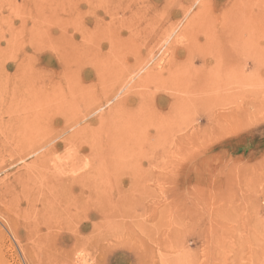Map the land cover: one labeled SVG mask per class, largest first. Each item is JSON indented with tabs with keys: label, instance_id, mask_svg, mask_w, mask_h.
Wrapping results in <instances>:
<instances>
[{
	"label": "rangeland",
	"instance_id": "374dc122",
	"mask_svg": "<svg viewBox=\"0 0 264 264\" xmlns=\"http://www.w3.org/2000/svg\"><path fill=\"white\" fill-rule=\"evenodd\" d=\"M40 1L0 0V264H264V110L231 95L264 89V0H133L129 34L123 2L97 9L104 36L129 38L111 52L113 87L92 69L56 84L57 55L35 47L69 28L68 3L47 25L58 6ZM87 1L72 8L92 31ZM120 87L129 114L108 112Z\"/></svg>",
	"mask_w": 264,
	"mask_h": 264
},
{
	"label": "bare ground",
	"instance_id": "6f19581e",
	"mask_svg": "<svg viewBox=\"0 0 264 264\" xmlns=\"http://www.w3.org/2000/svg\"><path fill=\"white\" fill-rule=\"evenodd\" d=\"M25 1V0H24ZM45 1V0H44ZM43 1V2H44ZM51 1H53L55 4H57V8H55V9H50V8H48V9H50L51 11H49V12H47L48 14H49V16L48 17H46L45 19H44V23H45V21H46V23H47V25L49 24V22H51V20L50 19H52V23H53V20H55L56 19V16H57V10H65V7H66V5L67 4H65V3H68V7H66V8H68L69 9V17H68V19H65L64 17H61V15H60V21H59V18H58V20H56V21H59V23H63V25H64V23L66 24V26L67 27H69L70 29H72V35H69V28H67V30L66 31H64L63 29V27H61V26H59V29H60V27H61V29L60 30H63L62 32H61V34H62V36L60 37V38H55V39H53V40H50V39H48L47 41H45V42H43V40L41 39V37H40V42H38L37 43V45H36V49H39V48H41V49H44V50H50V52L52 51L55 55H57V60H58V62H59V64L60 65H62V67L63 68H61L62 69V71H61V73L60 74H62L61 75V79L56 83V84H58L59 82H69L70 84H76V85H80V83H82V80L83 79H86L87 78V76H89L90 75V71L89 70H94L95 71V73H96V76H97V78L100 80L101 79V81L102 82H110V84L109 83H107V85L109 84V85H111V87H113L114 86V81H115V74L117 75V73H118V71L117 70H119L118 68L116 69L115 68V63H113V62H111L112 61V59H113V57H111V52H112V49H114L115 47H121V45L122 44H125L124 42H127V43H129V38H127L128 39V41L127 40H125V39H121V37H118V36H116V35H114V36H111L110 37V35L108 34V35H103L104 33H102V27H103V20H101V19H98L97 18V9H99V8H101L102 9V7H104V5H105V7L104 8H106V6L108 7L109 5H111V4H113V1L114 0H91V3H88V1L87 0H85V1H87V9L85 8V10H87L86 11V13L88 14V15H91V16H93V21H94V24H95V26H94V29L92 30V31H89L88 29H86L85 28V25H84V21H82L81 20V16H83L84 14H85V12L83 13V14H81V13H76L75 11H79V9L78 8H76L75 10H73V8H72V3H74L73 2V0H51ZM119 1H121V2H123L124 4H125V12H123V14H122V18H121V20H120V22H121V25H123V29L121 30V27H120V30H121V32L122 31H125L126 33H128L129 34V3L130 4H132V5H134L135 4V1H133V0H119ZM149 0H144V2H148ZM153 1H156L157 3L159 2V1H163V4L164 5H167L168 3H169V1L170 0H153ZM188 1V0H187ZM192 1H194V0H189L188 1V3H190V4H193L192 3ZM46 2V1H45ZM75 2H78V1H75ZM137 2H138V0H137ZM137 2H136V4H137ZM174 2V1H173ZM172 2V3H173ZM185 2H186V0H185ZM207 2V1H206ZM38 3H39V5L42 3V1H40V0H38ZM37 3V4H38ZM80 3V2H79ZM78 3V4H79ZM82 3V2H81ZM80 3V4H81ZM120 3V2H119ZM204 3V2H203ZM34 4V3H33ZM32 4V5H33ZM86 4V3H85ZM142 4H143V0L140 2V4H139V6L140 7H142ZM179 4H180V2H179ZM182 4H184V3H182ZM182 4H180V5H182ZM201 4H202V2H201ZM62 5V6H61ZM75 5V4H74ZM169 5V4H168ZM171 5V4H170ZM185 5V4H184ZM241 5V4H240ZM36 6V5H35ZM86 6V5H85ZM118 6V5H117ZM34 7V6H33ZM55 7V6H54ZM137 7V6H136ZM135 7V8H136ZM232 7V6H231ZM236 8H237V6H236ZM34 9H35V7H34ZM43 9H44V7H43ZM139 9V8H138ZM168 9V8H167ZM174 9V8H173ZM84 10V9H83ZM109 10V9H108ZM137 10V9H136ZM181 10V9H180ZM38 11V10H37ZM73 11V12H72ZM131 11V10H130ZM140 11V10H139ZM185 11V10H184ZM63 12V11H62ZM61 12V13H62ZM108 12V11H107ZM114 12V11H113ZM113 12H111V13H113ZM145 12V11H144ZM169 12V11H168ZM240 12V11H239ZM36 13V12H35ZM46 13V14H47ZM105 13V12H104ZM161 13V12H160ZM186 13V12H185ZM31 14V13H30ZM39 14H45V12H41L40 10H39ZM63 14V13H62ZM105 14H107V13H105ZM162 14V13H161ZM169 14V13H168ZM173 14V17H176L178 14H177V12H173L172 13ZM172 14H171V16H172ZM187 14V13H186ZM240 14H241V12H240ZM32 15H34V14H32ZM31 15V16H32ZM67 15V14H66ZM71 15V16H70ZM111 15V14H110ZM149 15V14H148ZM152 15H154V12H153V14ZM159 15V17H163L164 15H162V16H160V14H158ZM238 15H239V13H238ZM43 16V15H42ZM76 16H77V18H76ZM85 16V15H84ZM105 16V15H104ZM109 16V15H108ZM115 16V15H114ZM138 16H140V15H138ZM86 17V16H85ZM110 17V16H109ZM108 17V18H109ZM147 17V16H146ZM154 17H155V15H154ZM153 17V18H154ZM158 17V18H159ZM167 17V16H166ZM195 17V16H194ZM242 17V16H241ZM84 18V17H83ZM135 18V17H134ZM139 18V17H138ZM137 18V19H138ZM149 18V17H148ZM152 18V19H153ZM24 19V18H23ZM34 19V18H33ZM136 19V18H135ZM136 19V20H137ZM143 19V18H142ZM152 19H151V21H152ZM155 19V18H154ZM161 19V18H160ZM175 19V18H174ZM241 20H242V18H240ZM36 20V19H35ZM43 20V19H42ZM133 20V19H132ZM139 20V19H138ZM137 20V21H138ZM146 20V19H145ZM234 20V19H233ZM240 20V21H241ZM161 21V20H160ZM29 22H32L31 20L29 21ZM67 22V23H66ZM117 22V21H116ZM119 22V23H120ZM139 22V21H138ZM137 22V23H138ZM163 22V21H162ZM170 22V21H169ZM23 23V22H22ZM25 23V22H24ZM36 23V22H35ZM89 23V22H88ZM158 23V22H157ZM168 23V22H167ZM148 24V23H147ZM146 24V25H147ZM163 24V23H162ZM236 24V23H235ZM238 24V23H237ZM236 24V25H237ZM242 24V23H241ZM33 25V24H32ZM110 25V24H109ZM135 25V24H134ZM150 25V24H149ZM161 25V24H160ZM224 25V24H223ZM24 26H25V24H24ZM38 26H40L41 27V25H38ZM116 26V25H115ZM137 26V25H136ZM142 26H143V24H142ZM152 26V25H151ZM158 26V24L156 25V27ZM166 26H168V25H166ZM11 27V26H10ZM39 27V28H40ZM44 27H46V25L44 26ZM48 27H50V26H48ZM156 27H151V29H149L150 30V32H152L151 30H152V28H156ZM164 27H165V25H164ZM243 27V26H242ZM13 28V27H12ZM30 28V27H29ZM42 28V27H41ZM51 28V27H50ZM105 28H106V26H105ZM133 28V27H132ZM131 28V29H132ZM139 28V27H138ZM146 28H148V27H146ZM159 28V27H158ZM11 29V28H10ZM38 29V28H37ZM36 29V30H37ZM119 29V28H118ZM135 29V28H134ZM161 29V28H160ZM45 30H47V29H45ZM105 30V29H104ZM148 30V31H149ZM22 31H23V28H22ZM48 31V30H47ZM110 31H113L114 32V29H111ZM133 31H135V30H133ZM132 31V32H133ZM147 31V30H146ZM162 31H165V29L164 30H162ZM257 31V30H256ZM30 32V31H29ZM39 32V31H38ZM63 32H65V34L63 33ZM107 32V31H106ZM136 32V31H135ZM244 32V31H243ZM243 32H242V34H243ZM18 33H20L21 34V31H17V34ZM33 33V32H32ZM108 33V32H107ZM142 33V32H141ZM160 33H162V32H160ZM174 33V32H173ZM237 33H238V31H237ZM253 33V32H252ZM74 34H78L79 35V37H80V42L79 43H74L73 41H72V39H73V36H74ZM106 34V33H105ZM139 34V33H138ZM164 34H165V32H164ZM257 34V33H256ZM41 35V34H40ZM166 35V34H165ZM16 36V35H15ZM31 36H33V35H31ZM42 36V35H41ZM157 36H159V35H157ZM160 36H161V34H160ZM159 36V37H160ZM167 36H168V34H167ZM240 36V35H239ZM108 37V38H107ZM149 37V36H148ZM19 38V37H18ZM152 38V37H151ZM162 38V37H161ZM164 38H165V36H164ZM163 38V39H164ZM244 38V37H243ZM22 39H25L24 37L22 38ZM143 39V38H142ZM155 39V38H154ZM163 39H162V42H163ZM27 40V39H26ZM33 40H34V38H33ZM68 40V41H67ZM146 40V39H145ZM158 40V39H157ZM241 40V39H240ZM15 41H16V37H15ZM156 41V40H155ZM165 41V40H164ZM243 41H244V39H243ZM21 42V41H20ZM35 42V41H34ZM241 42V41H240ZM32 43V42H31ZM154 43V42H153ZM242 43V42H241ZM244 43V42H243ZM16 44V43H15ZM151 44V43H150ZM146 45V46H144V49H146V50H149L150 52V54H152V49H153V51H154V47L153 46H151V45ZM155 44V43H154ZM158 44V43H157ZM159 44H161V42L159 43ZM163 44H164V42H163ZM165 44H166V42H165ZM13 45V44H12ZM17 45V44H16ZM240 45V44H239ZM238 45V46H239ZM157 46V45H156ZM105 48V47H107V48H109V52L107 53V54H104L103 56H102V59H100V60H98L97 58L96 59H89V53H91L92 51H97V50H100L101 48ZM164 47H165V45H164ZM222 47V46H221ZM10 48V47H9ZM8 48V49H9ZM21 48V47H20ZM31 48H32V46H31ZM142 48H143V45H142ZM162 48V45L159 47V45H158V49L157 50H159L160 51V49ZM156 49V48H155ZM236 49H237V47H236ZM186 50H189V47L187 46V48H186ZM158 51V52H159ZM167 51V50H166ZM0 52H1V54L3 53L1 50H0ZM225 52H227V51H225ZM237 52V51H236ZM58 53H62V54H60V55H58ZM94 53V52H93ZM238 53V52H237ZM229 54H231L230 52H229ZM123 55V54H122ZM121 55V56H122ZM227 55V54H226ZM5 56V55H4ZM7 56V55H6ZM229 56V55H228ZM241 56V55H240ZM28 57V56H27ZM225 58V57H224ZM229 57H227V59H228ZM159 59V58H158ZM202 59V58H201ZM259 59V58H258ZM115 60V58L113 59V61ZM255 60H257V59H255ZM262 60V59H261ZM118 61V60H117ZM218 61V60H217ZM228 61V60H227ZM28 62V61H27ZM150 62H151V60H150ZM147 63V61L145 62V64ZM155 63H157V62H155ZM217 63V62H216ZM256 63V62H255ZM258 63V62H257ZM263 63V62H262ZM67 64V65H66ZM119 64V63H118ZM127 64V61H126V63H125V65ZM143 64V63H142ZM205 64V62L203 61V59L202 60H200V65H201V67H202V65H204ZM5 65H8L7 63H5ZM71 65H73V69H71L70 68V66ZM115 65V66H114ZM140 65H141V63H139L138 65H137V71L140 69H138V66L140 67ZM143 66H144V64H143ZM156 66V65H155ZM158 66V65H157ZM157 66H156V68H157ZM168 66V65H167ZM227 66V65H226ZM22 67V66H21ZM154 67V66H153ZM194 67V66H193ZM18 68V67H17ZM87 68H90V69H87ZM146 68V67H145ZM159 68V67H158ZM202 68H205V67H202ZM123 69V68H122ZM16 70H21L20 68H18V69H16ZM158 70V69H157ZM195 70V69H194ZM193 70V71H194ZM22 71H25L24 69H22ZM117 71V73H115ZM150 72H152L151 70H150ZM150 72H148V73H150ZM160 72H161V70H160ZM167 72V71H166ZM188 72H190V71H188ZM197 72V71H196ZM80 73H81V75H80ZM141 73V72H140ZM157 73V72H156ZM193 73V72H192ZM152 75H153V73H152ZM158 75V74H157ZM161 74H159V76H160ZM168 75V74H167ZM145 76H146V74H145ZM154 76V75H153ZM153 76H151V77H153ZM180 76V75H179ZM183 75L181 74V77H182ZM194 76V75H193ZM150 77V78H151ZM157 76L155 75V78H156ZM168 77H170V74H169V76ZM189 77V76H188ZM139 78V77H138ZM148 78H149V76H148ZM158 78V77H157ZM160 78H162L161 76H160ZM154 79V78H153ZM127 81H129V79H126ZM141 80H144L143 79V77H140L139 78V80L138 81H141ZM190 80V79H189ZM224 80V79H223ZM120 81H122V80H120ZM127 81H123L122 83H121V86L122 85H126L128 82ZM144 81H146V80H144ZM190 81H192V80H190ZM142 82V81H141ZM153 82V81H152ZM158 82V81H157ZM157 82H154L155 83V87H156V83ZM125 83V84H124ZM132 83V82H131ZM139 83V82H138ZM227 83H229V82H227ZM231 83V82H230ZM233 83V82H232ZM56 84H53L52 85V89H54L55 90V85ZM141 84H143V83H141ZM150 84V83H149ZM162 84V83H161ZM160 84V85H161ZM190 84V83H189ZM194 84V83H193ZM101 85V84H100ZM138 85V84H137ZM139 85H140V83H139ZM144 85V84H143ZM150 85H152V84H150ZM231 85V84H230ZM233 85V84H232ZM75 86V85H74ZM117 86H119V85H117ZM135 86V85H134ZM193 86L194 85H192V88H193ZM227 86H229V84L227 85ZM5 87V86H4ZM51 87V86H50ZM57 88H56V90H58L59 89V87L58 86H56ZM108 87V86H107ZM132 87V86H131ZM149 87H151V86H149ZM190 87V86H189ZM195 87H197V85L195 86ZM235 87H238V89H237V91L236 90H234V92L231 94V95H233V97H234V100H235V102H236V104L238 105V110H239V108H240V110H241V105L242 106H244L243 108H245V109H248V110H253L255 113L256 112H258V111H262V110H264V89H261V88H254L253 90H250V91H247V92H244V89H243V87H240V85H236ZM110 88V87H109ZM127 89H126V91L121 95V98H118L117 99V94H119V93H117V92H120V90H122L121 89V87L118 89L117 88V90L118 91H116L113 95H111L112 97H111V100H110V103H113L112 104V106L110 107V108H108L109 110H108V112L110 113H120L121 112V114H124V113H126V114H129V108L127 107V104H128V101H129V87H126ZM231 88V87H230ZM230 88H229V90H230ZM232 88H234V87H232ZM231 88V89H232ZM131 89V88H130ZM235 89V88H234ZM40 90V89H39ZM38 90V91H39ZM102 90V89H101ZM107 90H109V89H107ZM124 90V89H123ZM212 90V89H211ZM227 90H228V88H227ZM103 91V90H102ZM152 91H154V90H152ZM190 91V90H189ZM53 92V91H52ZM193 92V91H192ZM191 92V93H192ZM229 92V91H228ZM227 92V93H228ZM108 93V92H107ZM226 93V94H227ZM154 94V93H153ZM225 94V95H226ZM105 95H108V94H105ZM222 95H224V94H222ZM228 95V94H227ZM230 95V94H229ZM42 96V95H41ZM44 96H46V95H44ZM48 96V95H47ZM195 95L193 94V97H194ZM219 96H221V93H220V95ZM52 97V96H51ZM118 97H119V95H118ZM214 97V96H213ZM224 97V96H223ZM222 97V98H223ZM47 98V97H46ZM62 98V97H61ZM60 98V99H61ZM216 98V97H215ZM221 98V97H220ZM221 98V99H222ZM226 98V97H225ZM224 98V99H225ZM1 100H2V98H0ZM59 99V100H60ZM213 99V98H212ZM64 100V99H63ZM62 100V101H63ZM157 100V99H156ZM219 100V99H218ZM47 101V102H46ZM222 101V100H221ZM45 102L46 103H44L45 105H47L46 107H43L44 109H42V110H44V115H46L47 113H48V106H49V104L50 103H48V100L47 99H45ZM59 102V101H58ZM106 102H107V100H106ZM214 102V101H213ZM60 103V102H59ZM64 103V102H63ZM66 103H68V102H66ZM159 103L160 104H163V102H161L160 100H159ZM223 103H224V101H223ZM225 103H227L228 104V102L226 101ZM230 103V102H229ZM232 103V102H231ZM226 104V105H227ZM57 105V104H56ZM60 105V104H59ZM65 106H66V104H64ZM58 106V105H57ZM60 106H62V104L60 105ZM59 106V107H60ZM228 106H234V105H232V104H230V105H228ZM80 108V107H79ZM86 109H84V111H83V113H82V115H78V116H82V118H84L85 116H88L89 114H93V113H98L99 112V110H101V105H98L97 107H95V108H91V107H85ZM230 108V107H229ZM251 108V109H250ZM60 109V108H59ZM67 109V108H66ZM75 109V108H74ZM71 110V109H70ZM69 110V111H70ZM77 110V109H76ZM76 110L75 111H73V112H75V113H77L76 112ZM80 109H78V111H79ZM82 110V109H81ZM230 110V109H229ZM61 111H62V109H61ZM235 113V112H234ZM241 113H242V111H241ZM72 114V113H71ZM80 114V113H79ZM139 114V113H138ZM41 115L42 116H44L42 113H41ZM40 115V116H41ZM73 115V114H72ZM39 116V117H40ZM41 116V117H42ZM102 116V115H101ZM238 116H240V117H243L244 118V115L242 116V115H238ZM40 117V118H41ZM63 117V116H62ZM259 118H260V122H264V115H261V116H259ZM42 120V119H41ZM41 123V122H40ZM66 123V122H65ZM66 125H69V124H66Z\"/></svg>",
	"mask_w": 264,
	"mask_h": 264
}]
</instances>
